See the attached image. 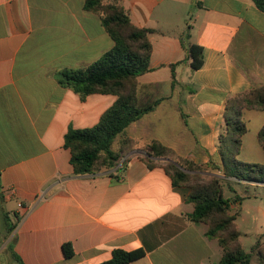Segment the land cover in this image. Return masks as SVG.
I'll return each mask as SVG.
<instances>
[{
  "label": "crops",
  "instance_id": "0c3cea01",
  "mask_svg": "<svg viewBox=\"0 0 264 264\" xmlns=\"http://www.w3.org/2000/svg\"><path fill=\"white\" fill-rule=\"evenodd\" d=\"M121 2L134 26L152 30L151 71L138 78V95L163 99L129 136L221 165L228 99L264 86V12L253 0ZM188 33L204 50L197 71L182 45ZM114 45L85 0H0V264H14L12 251L24 264H101L119 249L145 251L130 264L220 262L218 241L188 218L190 189L150 169L143 148L112 170L74 173L66 135L95 127L117 97H82L59 74L96 63ZM239 205L230 200L232 210Z\"/></svg>",
  "mask_w": 264,
  "mask_h": 264
},
{
  "label": "trees",
  "instance_id": "16d2710c",
  "mask_svg": "<svg viewBox=\"0 0 264 264\" xmlns=\"http://www.w3.org/2000/svg\"><path fill=\"white\" fill-rule=\"evenodd\" d=\"M264 12V0H253ZM88 11L101 15L102 24L114 40V48L96 63L78 70H65L59 74L60 84L72 87L82 97L91 94L114 95L117 101L102 116L93 128L68 132L65 146L71 151L74 173L78 175L99 173L116 168L136 149V142L129 137L128 129L134 122L153 112L163 99L143 100L138 95V78L149 73L152 55L150 29L133 25L130 13L121 0H85ZM190 34L182 37L187 51L186 60H191L193 71L204 65V50L189 42ZM177 65L172 66L173 86L176 84ZM264 111V86L228 99L225 110L224 132L219 138L221 165L211 162L199 165L179 155L174 149L153 140L146 148L144 162L150 169L162 167L176 187L190 189L188 203L193 212L190 221L207 226L206 236L217 240L223 255L218 264H251L255 256L264 264V246L259 241L250 253L240 242L241 234L236 221L240 212L231 214L230 199L224 196L222 182L264 183V164H252L238 157L243 147V138L249 132L244 119L246 111ZM264 151V126L258 135ZM118 150H114V145ZM226 179V180H225ZM239 202V197L235 199ZM240 203V202H239ZM66 257L74 255L71 244L64 246ZM14 264H24L12 251ZM145 256L142 249L135 251L115 250L111 259L101 264H130Z\"/></svg>",
  "mask_w": 264,
  "mask_h": 264
},
{
  "label": "rangeland",
  "instance_id": "374dc122",
  "mask_svg": "<svg viewBox=\"0 0 264 264\" xmlns=\"http://www.w3.org/2000/svg\"><path fill=\"white\" fill-rule=\"evenodd\" d=\"M110 0H108V3ZM251 119V121H249ZM249 132L245 138V147L240 156L241 161L252 164H264V153L258 141V133L264 126V111H250L245 115ZM129 134V132H128ZM130 137V136H129ZM136 148H143L146 155L147 146L156 139L140 141L134 139ZM136 150V149H135ZM247 159L249 161H244ZM226 180V179H225ZM222 182L224 196L234 202L239 197V208L231 209V214L240 212L236 221L237 229L241 234L240 242L243 249L250 253L260 241L264 246V183L255 181H238L235 179ZM251 264H259V257L254 255Z\"/></svg>",
  "mask_w": 264,
  "mask_h": 264
},
{
  "label": "built area",
  "instance_id": "2783aa9c",
  "mask_svg": "<svg viewBox=\"0 0 264 264\" xmlns=\"http://www.w3.org/2000/svg\"><path fill=\"white\" fill-rule=\"evenodd\" d=\"M19 207H22V205H21V204H19Z\"/></svg>",
  "mask_w": 264,
  "mask_h": 264
}]
</instances>
